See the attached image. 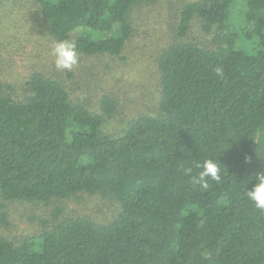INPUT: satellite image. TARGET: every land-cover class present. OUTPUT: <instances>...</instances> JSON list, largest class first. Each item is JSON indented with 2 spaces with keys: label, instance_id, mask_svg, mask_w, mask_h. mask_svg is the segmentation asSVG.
Listing matches in <instances>:
<instances>
[{
  "label": "trees",
  "instance_id": "1",
  "mask_svg": "<svg viewBox=\"0 0 264 264\" xmlns=\"http://www.w3.org/2000/svg\"><path fill=\"white\" fill-rule=\"evenodd\" d=\"M32 1L57 42L119 57L133 32L130 10L156 0ZM193 19L205 33L223 32L222 44L182 41ZM177 36L157 59L158 114L132 120L119 136L101 130L116 111L107 95L97 115L38 71L20 103L0 82L2 200L99 194L121 207L106 225L77 217L19 242L0 237V264H264V211L246 195L264 171V0L189 2ZM240 40L250 48H238ZM205 159L222 169L207 188L192 181Z\"/></svg>",
  "mask_w": 264,
  "mask_h": 264
},
{
  "label": "rangeland",
  "instance_id": "2",
  "mask_svg": "<svg viewBox=\"0 0 264 264\" xmlns=\"http://www.w3.org/2000/svg\"><path fill=\"white\" fill-rule=\"evenodd\" d=\"M194 0H156L137 5L129 12L133 32L119 57L106 54L85 56L78 53L79 63L72 71L55 68L52 46L57 41L49 34L32 0H0V82L10 86L8 96L20 103L28 95L25 83L32 72L58 80L72 104H80L93 114L101 115L100 99L107 95L116 102L115 113L104 119L102 132L119 136L128 124L139 117L156 116L160 100L157 59L169 45L178 42L177 27L184 5ZM240 6L233 12L237 30L242 23ZM119 35L117 30L114 31ZM81 30L71 34L76 40ZM224 34L217 27L202 31L200 22H190L182 41L205 49L222 44ZM238 48L248 49L240 40ZM121 211L113 196L78 194L65 200L47 203L11 201L0 197V237L19 242L37 237L45 230L69 218H86L95 225H106Z\"/></svg>",
  "mask_w": 264,
  "mask_h": 264
},
{
  "label": "clouds",
  "instance_id": "3",
  "mask_svg": "<svg viewBox=\"0 0 264 264\" xmlns=\"http://www.w3.org/2000/svg\"><path fill=\"white\" fill-rule=\"evenodd\" d=\"M52 56L54 57L55 68L58 71H72L79 63L77 46L74 41L61 40L52 46ZM200 169L197 176L192 177L194 184L207 188L208 181L217 183L221 180V164L213 159H205L196 165ZM191 168L187 169L190 174ZM256 183L250 191H246L247 199L259 210L264 211V171L255 175Z\"/></svg>",
  "mask_w": 264,
  "mask_h": 264
}]
</instances>
